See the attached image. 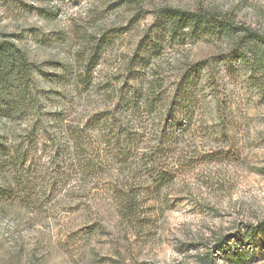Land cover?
Segmentation results:
<instances>
[{
    "label": "rangeland",
    "instance_id": "rangeland-1",
    "mask_svg": "<svg viewBox=\"0 0 264 264\" xmlns=\"http://www.w3.org/2000/svg\"><path fill=\"white\" fill-rule=\"evenodd\" d=\"M208 6L232 10L238 26L264 34V0H0V42L15 43L39 67L37 85L53 99V91L68 94L69 90L46 85L42 76L59 75L62 65L80 69L90 47L100 41L104 48L94 69L95 83L107 81L125 93L140 87L132 80L134 72H143L151 81L152 70L161 73L162 69L165 72L158 76L168 97L178 66L187 61L205 69L214 89L202 99L193 126L162 158L171 171L169 184L156 190L132 173L129 163L127 179L119 175L138 204L127 221L101 188L85 195L76 187H84L83 183L70 181L63 186L61 177L52 175L53 166L43 152L47 148L39 141L31 167L35 192L28 204L22 202L18 189L15 198L0 205V264H264V231L258 230L264 221L260 50L242 47L228 54L230 43L208 40L164 44L149 66L136 65V50L155 33L158 10L196 11ZM258 85L261 90L255 93ZM99 95L76 96V115L104 111L117 103ZM56 102H43L46 108L38 119L45 118V128L56 124L55 118L46 117L57 111ZM145 111L140 106L138 115L128 114L124 120L131 127L129 148L138 154L157 142L166 117L165 106ZM31 123V116L0 119V137L16 148ZM218 124L227 125L226 131L217 130ZM104 162L116 167L110 159ZM59 169L58 173L65 171ZM11 175L13 170L5 172V181ZM51 177L56 179L52 187ZM100 181L99 176L86 180L87 189ZM104 185L102 181L100 187Z\"/></svg>",
    "mask_w": 264,
    "mask_h": 264
},
{
    "label": "trees",
    "instance_id": "trees-1",
    "mask_svg": "<svg viewBox=\"0 0 264 264\" xmlns=\"http://www.w3.org/2000/svg\"><path fill=\"white\" fill-rule=\"evenodd\" d=\"M152 28L154 35L147 42H142L136 50L137 66H149L150 61L164 50V44L181 46L205 40L230 43L228 54H235L242 47L248 50L255 47L260 50V64L264 66V34L238 26L232 10L211 6L196 11L165 7L157 11ZM101 44V41L94 42L93 48L90 47L88 51V57H84L79 64L80 69L74 71L75 69L62 65L57 69L61 72L59 75L45 74L40 79L46 85L69 90L68 94L53 91L57 99L54 105L57 111L47 113L46 117L55 118L56 124L45 128L42 125L45 118L38 119V114L41 109L46 108L43 102L55 99L49 96V91L39 89L35 79V75L41 73L39 67L31 63L15 43L0 42V119L12 121L23 116L32 117L28 133L16 148L7 146V142H3L0 137V205L15 198L18 189L23 196L22 202L28 204L35 192L31 167L39 141L47 148L43 152H46L48 165L53 166L52 175L58 174L63 186L70 181L83 183L84 187H76L77 192L85 195L86 192L91 193L92 190L101 188L125 221L127 216L135 215L138 207L136 195L132 191L127 192V184L119 179V175L127 179V163L132 173L138 174L141 180L144 178V182L152 184L156 190L170 183L171 171L164 163L166 159L162 161L163 156L172 151L178 145L179 136L193 126L196 113L202 106V99L214 90L210 87V76L204 74L205 69L200 64H189L183 59L185 62L178 66V74L172 81V91L168 97L164 96L165 91L162 92L164 80L158 76L165 72L162 69L161 73L152 70L154 77L151 81L144 77L143 72H134L132 80L139 82L140 87H132L122 93L121 89L107 81L95 83L94 69L99 64L104 48H101ZM173 62L178 63V59ZM258 89L261 90L260 85L255 93ZM94 94H100V97L103 95L111 104L116 99L117 103L104 111L76 115L77 108L73 105L75 97ZM156 105L166 107L164 126L157 142L145 153L138 154L129 148L127 137L131 136V127H127L125 117L130 116L128 114L138 115L140 106L148 113ZM74 113L77 116L75 118ZM78 117L80 118L77 119ZM218 125L217 130L226 131L227 125ZM45 144L49 146L46 147ZM101 144L105 145L103 149L97 147ZM108 159L114 165L116 163L117 168L113 169L104 162ZM64 167L62 174L57 172ZM12 170L13 177L9 176L5 181V172ZM115 170L116 175L113 174ZM97 176L101 181L93 183L92 189H87L86 180L90 182ZM44 180L45 177L40 179ZM50 180L49 185L52 187L56 184V179L51 177ZM102 181L105 188L100 187ZM258 230L264 231V221L259 224ZM220 250L225 252L224 247H220Z\"/></svg>",
    "mask_w": 264,
    "mask_h": 264
}]
</instances>
